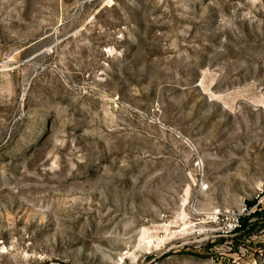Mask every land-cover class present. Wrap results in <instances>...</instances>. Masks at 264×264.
Wrapping results in <instances>:
<instances>
[{"label": "rangeland", "instance_id": "rangeland-1", "mask_svg": "<svg viewBox=\"0 0 264 264\" xmlns=\"http://www.w3.org/2000/svg\"><path fill=\"white\" fill-rule=\"evenodd\" d=\"M0 264H264V0H0Z\"/></svg>", "mask_w": 264, "mask_h": 264}, {"label": "trees", "instance_id": "trees-1", "mask_svg": "<svg viewBox=\"0 0 264 264\" xmlns=\"http://www.w3.org/2000/svg\"><path fill=\"white\" fill-rule=\"evenodd\" d=\"M247 205L249 206L250 203H247ZM249 217L250 216L243 217V218L239 219V227H240V230H242V231L243 230H246V232H248V231H251L254 228L255 224H250V225H247L246 226V222H247V220H249ZM232 231L233 232H236L238 230L236 228H234Z\"/></svg>", "mask_w": 264, "mask_h": 264}, {"label": "built area", "instance_id": "built-area-1", "mask_svg": "<svg viewBox=\"0 0 264 264\" xmlns=\"http://www.w3.org/2000/svg\"><path fill=\"white\" fill-rule=\"evenodd\" d=\"M236 226H237V224H236ZM234 228H235V227H234ZM234 228H233V229H234ZM233 229H232V230H233Z\"/></svg>", "mask_w": 264, "mask_h": 264}]
</instances>
